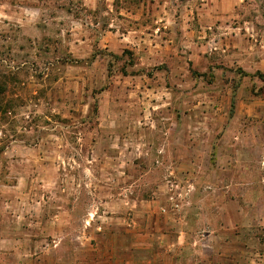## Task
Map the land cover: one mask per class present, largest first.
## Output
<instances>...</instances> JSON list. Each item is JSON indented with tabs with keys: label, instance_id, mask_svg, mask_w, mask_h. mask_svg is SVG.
<instances>
[{
	"label": "rangeland",
	"instance_id": "rangeland-1",
	"mask_svg": "<svg viewBox=\"0 0 264 264\" xmlns=\"http://www.w3.org/2000/svg\"><path fill=\"white\" fill-rule=\"evenodd\" d=\"M259 76L264 0H0V264H262Z\"/></svg>",
	"mask_w": 264,
	"mask_h": 264
},
{
	"label": "trees",
	"instance_id": "trees-1",
	"mask_svg": "<svg viewBox=\"0 0 264 264\" xmlns=\"http://www.w3.org/2000/svg\"><path fill=\"white\" fill-rule=\"evenodd\" d=\"M259 75V74H258ZM259 77H262V78H264L263 76H259ZM5 107V106H4ZM2 111V114H5L7 111L4 109V108H2V104L0 103V112Z\"/></svg>",
	"mask_w": 264,
	"mask_h": 264
},
{
	"label": "crops",
	"instance_id": "crops-1",
	"mask_svg": "<svg viewBox=\"0 0 264 264\" xmlns=\"http://www.w3.org/2000/svg\"><path fill=\"white\" fill-rule=\"evenodd\" d=\"M262 264H264V261H263V263Z\"/></svg>",
	"mask_w": 264,
	"mask_h": 264
}]
</instances>
